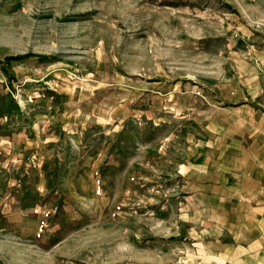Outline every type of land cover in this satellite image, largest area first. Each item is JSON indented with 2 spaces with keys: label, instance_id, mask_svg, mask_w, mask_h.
Wrapping results in <instances>:
<instances>
[{
  "label": "rangeland",
  "instance_id": "374dc122",
  "mask_svg": "<svg viewBox=\"0 0 264 264\" xmlns=\"http://www.w3.org/2000/svg\"><path fill=\"white\" fill-rule=\"evenodd\" d=\"M250 75L264 0H0V264H225L186 120Z\"/></svg>",
  "mask_w": 264,
  "mask_h": 264
},
{
  "label": "crops",
  "instance_id": "0c3cea01",
  "mask_svg": "<svg viewBox=\"0 0 264 264\" xmlns=\"http://www.w3.org/2000/svg\"><path fill=\"white\" fill-rule=\"evenodd\" d=\"M256 79L250 75L245 82L238 78L235 87L226 85L224 96L219 93L218 109L210 105L211 96L203 95L205 101L190 104L194 113L186 120L197 126L212 119V109L217 119L195 132L198 151L184 166L211 191V200L204 205L213 216L202 247L209 257L217 256L225 264H264V88ZM14 116L18 121L19 111ZM7 121L13 123V115L2 113L0 104V151L9 141L29 140L28 131L16 133Z\"/></svg>",
  "mask_w": 264,
  "mask_h": 264
},
{
  "label": "trees",
  "instance_id": "16d2710c",
  "mask_svg": "<svg viewBox=\"0 0 264 264\" xmlns=\"http://www.w3.org/2000/svg\"><path fill=\"white\" fill-rule=\"evenodd\" d=\"M15 106H16L17 109L19 108V106H18V104H16V102H15ZM8 111L10 112V110H8Z\"/></svg>",
  "mask_w": 264,
  "mask_h": 264
}]
</instances>
